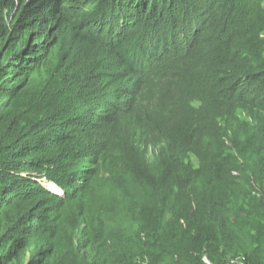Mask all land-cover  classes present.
Listing matches in <instances>:
<instances>
[{"label": "trees", "instance_id": "obj_1", "mask_svg": "<svg viewBox=\"0 0 264 264\" xmlns=\"http://www.w3.org/2000/svg\"><path fill=\"white\" fill-rule=\"evenodd\" d=\"M111 22L114 43L106 41ZM137 27L144 29L137 42L152 58L148 65L121 50ZM143 36L155 40L144 47ZM110 46L116 68L93 58ZM198 51H208L206 85L196 90L188 73L203 100L192 97L187 109L204 103L229 111L221 134L214 120L208 125V136L223 143L228 131L239 135L240 116L256 121L242 135L253 180L235 138V157L198 143V164L187 155L186 165L170 160L148 169L132 139L139 131L128 133L118 122L121 109L133 106L121 103L118 80L132 82V96L141 93L144 77L171 84ZM150 70L153 77L146 76ZM187 109L185 142L198 135L202 120ZM261 122L264 0H0V264H140L155 253L200 264L197 257L217 242L239 246L243 264H264V246L243 245L232 211L233 200L253 188L264 217ZM176 137L164 153L177 150Z\"/></svg>", "mask_w": 264, "mask_h": 264}, {"label": "rangeland", "instance_id": "obj_2", "mask_svg": "<svg viewBox=\"0 0 264 264\" xmlns=\"http://www.w3.org/2000/svg\"><path fill=\"white\" fill-rule=\"evenodd\" d=\"M107 1L110 0H99V3L105 5ZM95 6H89L87 11H92V8ZM112 23V22H111ZM114 27L113 23L107 27V31L109 35L107 36L106 41L114 43L117 41V34L112 35V30ZM162 27V26H161ZM130 32H127V37L123 39L121 44L122 52H127L128 56L135 57L136 59H140L144 64L148 65L152 61L148 56H143L139 52V44L137 39L144 34L143 27H137L129 29ZM104 35H102L103 37ZM144 40L142 44L148 46L150 41H154L155 37L153 36H143ZM116 45V44H113ZM113 46L108 48V52L104 53L103 49H100L98 52L93 55V58L96 62H100L103 66L111 68L110 65L113 64L115 68L118 64V57H116L113 53ZM110 51V52H109ZM208 52V51H207ZM207 52L202 51L199 58L194 60L189 64L187 68V72L182 74L177 81L169 84L168 82L158 85L156 81L148 80L144 77L141 83V93L134 94L132 96L131 91V83L128 79H120L117 82L116 89H119L122 95L121 103L123 101L128 100L129 104H132L131 109H126V106L121 109V113H119V120L121 122V127H124L125 131L131 133V129H136L139 131V135L132 136L134 143L138 150L144 155V166L150 169L151 167L156 168L158 164L168 163L170 160H177L179 163L181 160L184 161V165L187 164V155L190 157L191 162L198 164V158L195 156L194 152L201 151V148H198L196 144H208V147L214 152H226L229 157H235L236 145L233 142L235 138L241 148L246 152L247 159L246 162H241V166L245 169L250 168L251 176H249V180H253L254 173V162L250 163L251 157L249 156V149L246 143V139L242 138V135L246 133L248 128H246L247 124L249 126L256 127V121L249 120L245 115L240 116V122L236 123V129H238L239 135H234L233 132L228 131L227 135H224V143L219 140L217 137H210L207 133L210 132L208 127L209 122L214 120V123H217V130L222 133V130L219 127H222V122L224 124V120L231 115L228 111L221 110H211L208 105L201 103L200 109L198 108L196 103H191L190 107L187 109L189 104V99L198 98L200 94L192 92V87L187 83L189 75L194 80H196V90H204L205 89V81H204V67L203 62L206 60ZM120 67V71H121ZM152 72L154 70H150L146 76L153 77ZM135 77V76H134ZM147 77V78H148ZM150 79V78H149ZM159 80V79H156ZM191 84V83H190ZM169 85L167 87H164ZM197 85L200 86L197 87ZM211 86V85H210ZM189 87V88H188ZM124 91V92H123ZM138 95V96H137ZM132 97V98H130ZM202 99L203 98H198ZM95 100V97H92L90 102ZM185 109L189 112L190 116L201 117V122L197 125L198 135L194 133L193 136L188 137V141H184V136L188 134L185 130L181 129V125L183 124V116ZM258 123V121H257ZM206 125L208 128H199L200 125ZM261 126L264 127V124L261 122ZM211 127V126H210ZM213 131H216V128H211ZM217 134V133H216ZM177 135L178 145L177 150L168 152H173V156L168 157V153H164L163 149L166 147L168 143L171 142L173 138ZM202 136L201 139L198 136ZM162 136V138H161ZM181 137V138H180ZM206 137V139H202ZM221 137V136H220ZM210 138L211 140L207 139ZM191 142L190 140H193ZM191 142L192 145L187 147L185 143ZM175 153V154H174ZM194 166V165H193ZM46 188H49L45 185ZM58 188V187H57ZM245 190H248L246 188ZM53 192L61 193V189L52 190ZM253 192V188H251V192L247 194V196H239L236 200H233L232 211L236 218L237 223H241L240 225L243 227L244 232V246L251 251H255L259 246H264V217L260 218L258 214L261 212L258 205L257 195L251 196ZM215 249L210 251L209 253L203 254L202 256L197 257L196 261L200 262V264H243V254L244 252H239V246L237 245H229V244H220ZM140 264H181L182 261L177 259H171L167 257L165 254H150L144 260L138 261ZM120 264H127L125 261H121Z\"/></svg>", "mask_w": 264, "mask_h": 264}, {"label": "bare ground", "instance_id": "obj_3", "mask_svg": "<svg viewBox=\"0 0 264 264\" xmlns=\"http://www.w3.org/2000/svg\"><path fill=\"white\" fill-rule=\"evenodd\" d=\"M51 184H52V183H51ZM53 185H54V184H53ZM54 186H55V185H54ZM54 186L50 185L49 187L52 188V189H55V190H56V188H55ZM57 190H58V188H57Z\"/></svg>", "mask_w": 264, "mask_h": 264}, {"label": "water", "instance_id": "obj_4", "mask_svg": "<svg viewBox=\"0 0 264 264\" xmlns=\"http://www.w3.org/2000/svg\"><path fill=\"white\" fill-rule=\"evenodd\" d=\"M47 183H51V182H44V186L47 184ZM56 186V185H55ZM57 187V186H56ZM50 189V188H49ZM59 189V188H58ZM51 190V189H50ZM59 193V192H58Z\"/></svg>", "mask_w": 264, "mask_h": 264}]
</instances>
